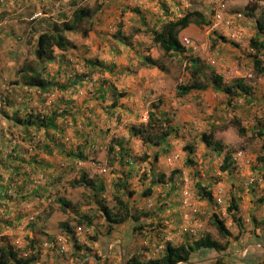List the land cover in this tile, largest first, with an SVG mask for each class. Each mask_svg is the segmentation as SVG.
<instances>
[{
  "label": "rangeland",
  "instance_id": "374dc122",
  "mask_svg": "<svg viewBox=\"0 0 264 264\" xmlns=\"http://www.w3.org/2000/svg\"><path fill=\"white\" fill-rule=\"evenodd\" d=\"M75 8L91 11L77 30L62 32L75 47L54 48L50 60H37V34L68 21ZM262 8L258 0H0V126L13 128L10 118L16 114L23 118L52 110L46 101L57 94L61 101L54 109L62 114L61 130L47 133L53 139L46 158L51 166L28 172L31 179L20 190L13 185L21 177L11 174L7 181L0 197V244H10L21 256L35 254L33 264H121L132 254L143 260L158 257L165 242L190 243L209 235L224 250L201 249L177 264H211L216 258L224 264H264V149L254 135L264 125V72H256L251 62L255 55L264 66V48L255 52L248 43L256 36L254 19ZM185 12L199 14L178 34L188 43L181 53H164L153 33ZM143 56L160 68L142 64ZM191 58L203 75L214 72L224 83L239 78L249 93L228 100L202 76L204 90L178 94L176 85L190 81ZM28 68L64 89L51 86L38 94L39 107L30 106L24 101L31 93L26 88L35 87L20 79ZM69 88L81 93L65 105ZM95 88L108 89L100 98L90 93ZM151 104L174 129L155 146L129 132L146 120ZM203 133L221 145L219 152L205 145ZM58 142L63 153L79 150L84 159L66 164L65 154L54 153ZM119 143L127 154L120 160ZM225 154L228 165L221 169ZM81 169L102 183L95 197L84 186L70 185ZM0 174L5 181L7 170L0 167ZM197 185L210 191V200L199 195ZM148 186L150 193L142 195ZM231 198L239 224L226 210ZM118 202L138 219L127 218L107 231L101 205L119 215ZM212 215L222 220L228 235L217 232Z\"/></svg>",
  "mask_w": 264,
  "mask_h": 264
},
{
  "label": "trees",
  "instance_id": "16d2710c",
  "mask_svg": "<svg viewBox=\"0 0 264 264\" xmlns=\"http://www.w3.org/2000/svg\"><path fill=\"white\" fill-rule=\"evenodd\" d=\"M263 2V8L258 12L254 19V26L256 31L255 37H250L248 40L249 46L255 52L260 51L264 48V40L259 39L258 37L264 38V0H258ZM135 12L136 10H132ZM91 11L88 8H75L72 10L70 19L65 22H61L59 25L53 24L51 28L41 31L36 36L34 55L37 60H50L53 57V49L56 48L59 51H64L67 48H74L75 45L70 42L63 34V31H75L78 29V25L84 19L90 16ZM196 12H185L176 19L166 21L161 28L160 32H154L152 35V40L158 44L161 50L164 53H181L183 51V42L182 38L180 39L178 34L179 32L187 27L191 22V19L194 20V17L198 16ZM87 32L86 29L81 30L82 35H85ZM220 39H224L220 37ZM101 66L100 60H97ZM142 64L147 66H153L160 68L155 62V59L150 58L149 56H143ZM251 62L253 68L256 72L263 73L264 66L261 64L260 60L255 56H251ZM86 63H90L89 60H86ZM191 71L189 72L190 81L187 83H182L176 85V92L180 95H185L193 90H204L207 87V84H210L213 90L220 91L224 93L228 100L232 96L236 95H246L249 93V86L242 83L241 79L236 78L231 83H224L220 75L210 72L209 76L203 75L200 70V66L196 58L190 59ZM106 69L105 66H102ZM205 78L207 84L199 80V77ZM20 79L22 84L26 86L35 87L40 90V92H46L47 89L51 86H55L57 89H64L62 85L57 84L54 80H46L39 75V72L32 68L26 69V71H21ZM16 114V112L14 113ZM61 111L56 109L49 110L44 113L27 114L23 118L19 114L11 117V124L13 128L7 129L8 124L5 127L0 126V167H3L7 170L6 180L3 181V177L0 174V197L3 195V191L8 187V179L10 175H16V178L21 177L20 183L16 182V185L13 187L16 190H20L25 182L31 179L29 175L33 170L43 171L44 168L48 169L51 164L48 160L44 158H39L36 156L37 152H42L45 154L52 153V143L53 139H50L47 135L48 131H60L61 129L58 126V123L62 119L58 118L61 116ZM4 114H0V119L3 120ZM230 122L235 127L237 133L243 134L244 128L239 124V121L232 117ZM41 130V131H40ZM129 132L131 136L137 137L143 144L151 145H160L165 141V139L174 132L173 127L171 126L169 119L164 115H158L155 110V105L151 104L146 111V120L140 122L135 126L129 127ZM40 134V135H39ZM254 135L262 139L261 148L264 149V125L261 124L255 131ZM35 137H39L41 140L34 141ZM201 139L206 146L212 148L215 151L221 150V145L213 141L208 134H202ZM24 142L25 147H21L18 142ZM60 145L57 147V154H65L67 156L66 164H72V161L79 159H84V156L81 155V151L78 150L76 153L74 150L64 151L62 150V143L58 142ZM119 150L117 158L124 159L123 156L127 154L124 151L123 146L119 143ZM28 148H30L28 150ZM19 149H23L25 156H22L19 152ZM27 150L29 152L27 157ZM55 153V154H56ZM20 154V155H19ZM25 157V159L20 158ZM20 158L21 160H19ZM128 160H125L127 162ZM228 165V156L225 154L222 157V163L220 165L221 169L227 168ZM52 168V167H51ZM29 172V174H28ZM79 176L70 181L71 186H84L91 191L93 197L97 193L103 190L102 183H95L94 179L87 178L84 175L83 169L79 171ZM43 174V172H41ZM46 176V175H45ZM25 181V182H23ZM10 183V182H9ZM11 184V183H10ZM119 185H122L120 183ZM197 190L199 195L206 199H211V193L209 190H206L204 187L197 185ZM150 187H146L143 190L142 195H148L150 193ZM57 202L62 206H67L68 203L65 202L63 198H57ZM120 210L122 211L119 215L116 212H111L109 208L101 205V211L104 216L106 223V230L111 229V225L121 223L125 219L129 218L132 221H136L138 216L129 213L126 209V206L121 202H118ZM226 210L230 213L232 221L236 224H239V218L236 216V204L234 203L233 198L230 199L229 204L226 207ZM212 224L214 225L217 232L223 236L228 235L229 232L225 228L221 219L217 218L215 215H212ZM224 245L218 241L212 239L209 235H203L197 239L191 241L190 243L181 242L176 245H173L169 242H165L161 251V254L158 257L148 258L146 260L141 259L138 255L132 254L127 257L121 264H177L179 262H185L188 260L189 255L192 252L209 249L215 252H221L224 250ZM36 261V255L30 254L29 256L18 255L16 250L7 243L0 244V264H33ZM211 264H224L219 261V258L214 259Z\"/></svg>",
  "mask_w": 264,
  "mask_h": 264
},
{
  "label": "crops",
  "instance_id": "0c3cea01",
  "mask_svg": "<svg viewBox=\"0 0 264 264\" xmlns=\"http://www.w3.org/2000/svg\"><path fill=\"white\" fill-rule=\"evenodd\" d=\"M26 89H28V91H31V93L29 94V96H30V98L28 97V98H24V101H26V103H28L30 106L31 105H37L38 107L41 105L40 104V102L41 101H38V99H39V93H40V90H38V89H33V90H31L32 88H26ZM107 89L108 88H95L94 90H91L90 91V93L93 95V96H95V97H102V95L104 94V91H107ZM110 90H111V88H110ZM66 91L68 92V94H63V97L64 98H66L64 101H62V103L63 104H70V102H71V99H73L74 97H75V95L77 96V94H79V93H81L80 92V89H77V88H69V89H66ZM112 91V90H111ZM61 92V91H60ZM27 94V93H26ZM41 94H43V93H41ZM42 97V96H41ZM53 97V96H52ZM57 97H58V94L56 95V99H57ZM83 97H84V95H83ZM53 99L52 98V100H47L46 101V103H50L51 104V106H52V108H54V104H56L58 101H61V99ZM81 101H83V103L84 102H86L85 100H83V98L81 97ZM80 101V102H81ZM113 101H114V99H113ZM71 105V104H70ZM66 109H67V107H66ZM68 111V118L69 119H71L72 121H73V112H71L70 110H67ZM1 120V119H0ZM17 142H19L18 140H17ZM19 145L21 146V147H25L26 145H25V143L24 142H19L18 143V147H19ZM30 148H28V150H29ZM27 150V157H28V154L29 153H32V152H29ZM19 152H20V154H21V152H22V154L25 156L26 154L24 153V151H23V149H19ZM19 154V155H20ZM56 156H61V155H57V154H55ZM63 155V154H62ZM41 157L42 158H44V159H46V158H48L49 157V155L48 154H45V153H42L41 154ZM50 159H51V157H50ZM49 161V160H48ZM51 161V160H50ZM93 170V169H92ZM91 170V171H92ZM84 171V175H86L87 173H90L88 170H83ZM95 171V170H94ZM96 176H94L93 178H95Z\"/></svg>",
  "mask_w": 264,
  "mask_h": 264
},
{
  "label": "built area",
  "instance_id": "2783aa9c",
  "mask_svg": "<svg viewBox=\"0 0 264 264\" xmlns=\"http://www.w3.org/2000/svg\"><path fill=\"white\" fill-rule=\"evenodd\" d=\"M182 42H183V44H187L188 43V39L186 37H182Z\"/></svg>",
  "mask_w": 264,
  "mask_h": 264
}]
</instances>
